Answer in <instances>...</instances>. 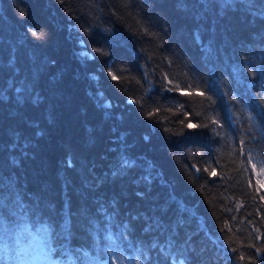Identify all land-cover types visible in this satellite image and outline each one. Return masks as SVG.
<instances>
[{"label":"trees","instance_id":"1","mask_svg":"<svg viewBox=\"0 0 264 264\" xmlns=\"http://www.w3.org/2000/svg\"><path fill=\"white\" fill-rule=\"evenodd\" d=\"M22 2L0 0V264H264V0Z\"/></svg>","mask_w":264,"mask_h":264},{"label":"snow or ice","instance_id":"2","mask_svg":"<svg viewBox=\"0 0 264 264\" xmlns=\"http://www.w3.org/2000/svg\"><path fill=\"white\" fill-rule=\"evenodd\" d=\"M60 2L63 3L64 0H60ZM200 2L205 7L207 6V0H200ZM122 3H123V5L125 7H127L131 3V0H122ZM229 3H230V0H222V6L223 7H227ZM16 4L18 5V7L15 8L16 15L20 19L26 18L28 16V10L23 6L22 0H16ZM181 7L186 8V7H188V5L184 4L183 3V0H181ZM251 15L264 18V11H259V12H256V13H251ZM249 22L251 23L252 21H249ZM26 31L28 33H30L32 37H35L37 40L44 39L45 36H46V33L43 30L38 31L36 27L27 28ZM143 31H144V33L146 35H152V36H155L156 35L155 33L150 32L147 28H144ZM201 43H202V41H201ZM96 51L101 52L102 54H106V53L103 52V49H96ZM111 67L112 66L109 65V75L111 76V79L112 80L119 79L115 75V73H113L111 71ZM118 70L121 71V73H123V71H127V69H123V68L118 69ZM125 79H127V78L125 77ZM11 83H12L13 90H14V92L16 94V103H17V105L19 107H23L25 104H31L33 106H38L40 103H42L43 97L39 93H36L34 91V87H35L34 85H27V86H25V84L22 83V85L20 87H16L14 80ZM168 83L171 84V81H169ZM168 90L169 91H172L173 89L169 88ZM147 91L148 90H145L146 93H147ZM187 94L188 95H191V93H187ZM197 94L200 95V96H204L205 95L204 92H199ZM3 99H4V90L3 89H0V101H3ZM141 99H143V98H141ZM207 99L209 100V102H210L209 103V106L211 107L212 104H214V101H212V97L211 96L207 97ZM132 102L133 103H140V101H136V100H134ZM261 103H264V102L257 101L256 102V105H255L257 108H259V111L256 113V115H258V117H259V120L257 121L256 127L261 130V135L258 137L257 134H256V132H252L251 135L248 137L251 142H260V140H264V107H261ZM141 107H143L142 104H141ZM181 109H182V106H181ZM157 111H159V110L157 109ZM148 115L149 116H152V115H154V113L153 112H148ZM197 115H199V113H197ZM181 123H184V122L181 121ZM212 123L218 124L219 122L217 120H215V118H213ZM29 126H36L35 125V122H30L29 123ZM186 126L188 128L195 127V125L191 124V122H189ZM165 130L166 131H172L171 129H165ZM36 134L37 135H41L42 133H39L38 132ZM217 134H219V133H217ZM239 143L241 145H243L244 144V140L241 139L239 141ZM251 158H252V153H251V150H249V152H248V159L251 160ZM64 166H65L66 169H73V168L76 167V164L73 162V157L72 156L66 157V159L64 161ZM254 167H255V165H253V168ZM261 170L264 171V168H262ZM205 171H207V169H205ZM210 174H212V173H210ZM249 183H250V181H249ZM64 187L65 188H70L71 187V184L66 182L65 185H64ZM257 191H259V189H257ZM137 195L143 197L144 196V193L143 192H138ZM260 198L261 199H264V196H261ZM80 211L81 210H77V214H79ZM83 211H86V208L83 209ZM61 212L62 213L63 212H66V215L61 217V219L63 220L62 227L70 235L71 232H72V230H73V228H74V220H75V215L73 213L72 200H71V196L70 195H69V197H68L67 200H64L62 202ZM25 231H27V229H25ZM257 231H259V230L257 229ZM46 235H47V233H46ZM18 244H19V240L17 239L15 241L14 245H13V251L11 253L12 255H15V248H16V245H18ZM249 247L255 248L257 252L264 251V247L258 248L256 246V244H254V243L253 244H250ZM41 251L43 252L44 249L41 248ZM52 251H54V249H52L51 247H48L47 248V252L50 253ZM231 251L233 253H237V249L236 248H232ZM229 259H232V257H229ZM238 259L240 261H244L245 260V255H244L243 252H239ZM247 259L248 260H252V257L249 256ZM133 264H140V261L134 259L133 260ZM174 264H176L175 261H174ZM178 264H195V261L185 258V259L180 260L178 262Z\"/></svg>","mask_w":264,"mask_h":264},{"label":"rangeland","instance_id":"3","mask_svg":"<svg viewBox=\"0 0 264 264\" xmlns=\"http://www.w3.org/2000/svg\"><path fill=\"white\" fill-rule=\"evenodd\" d=\"M27 262L24 264H46L42 261V254L36 248H32L29 257H25Z\"/></svg>","mask_w":264,"mask_h":264}]
</instances>
